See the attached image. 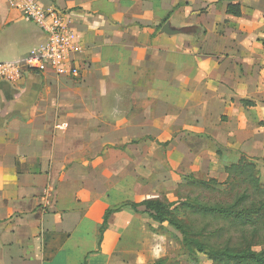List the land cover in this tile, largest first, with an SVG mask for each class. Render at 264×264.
Returning <instances> with one entry per match:
<instances>
[{
  "label": "crops",
  "instance_id": "obj_1",
  "mask_svg": "<svg viewBox=\"0 0 264 264\" xmlns=\"http://www.w3.org/2000/svg\"><path fill=\"white\" fill-rule=\"evenodd\" d=\"M35 1L67 15L80 77L0 85V264H122L143 225L118 186L160 150L221 183L240 160L264 175V0ZM44 42L0 0V59Z\"/></svg>",
  "mask_w": 264,
  "mask_h": 264
},
{
  "label": "rangeland",
  "instance_id": "obj_2",
  "mask_svg": "<svg viewBox=\"0 0 264 264\" xmlns=\"http://www.w3.org/2000/svg\"><path fill=\"white\" fill-rule=\"evenodd\" d=\"M4 62L7 61L0 59V63ZM158 157L161 162L160 167L155 170L145 168L141 170L143 177L140 184L118 186V196L127 195L131 198L120 207L138 205L144 201H159L168 206L169 212L175 218L189 226V230L198 234L196 238L207 246L240 248L237 231L239 229L232 228L227 222L219 219L193 214L189 209L183 208L182 203L209 207L228 206L246 189V185L240 184L241 180L236 178L221 183L212 173L204 169H173L166 161L167 154L164 150L159 151ZM258 176L263 182L264 175L258 173ZM211 181L217 182L218 185H211ZM135 213L142 218V221L138 220V222L143 225V230L141 235L128 242V246L123 250L125 259L122 260V264H135L136 257L140 253L146 257L145 264H154L159 260H163L164 264H189L183 256L182 236L177 231L166 224L159 225L154 222L145 213L144 208L138 209ZM160 237H164L163 244L167 254L153 261L149 251L154 244L161 243ZM135 239L141 242L135 244ZM254 250L259 251L261 248L256 247ZM199 264L215 263L199 255Z\"/></svg>",
  "mask_w": 264,
  "mask_h": 264
},
{
  "label": "trees",
  "instance_id": "obj_3",
  "mask_svg": "<svg viewBox=\"0 0 264 264\" xmlns=\"http://www.w3.org/2000/svg\"><path fill=\"white\" fill-rule=\"evenodd\" d=\"M228 12L237 16L238 6L229 5ZM228 181L240 179L246 189L240 193L231 205L228 206H201L197 204L182 203V207L189 209L193 214L227 222L232 228L239 229L240 248L210 247L196 238L195 232L183 224L169 212L168 206L159 201H144L138 205L130 204L128 207L134 212L144 208L145 213L159 225H168L182 236L183 256L189 264H199V255L215 264H264V181L260 180L256 166L246 160L226 168ZM211 185L218 183L211 181ZM114 210L108 211L104 223L100 228L102 233L106 227L108 216ZM259 247L261 250L255 251ZM154 264H164L159 260Z\"/></svg>",
  "mask_w": 264,
  "mask_h": 264
},
{
  "label": "built area",
  "instance_id": "obj_4",
  "mask_svg": "<svg viewBox=\"0 0 264 264\" xmlns=\"http://www.w3.org/2000/svg\"><path fill=\"white\" fill-rule=\"evenodd\" d=\"M7 2L11 8L20 10L23 17L40 30L45 36V42L21 59L0 63V85L16 84L24 72H50L56 78L78 79L80 68L75 56L81 50L67 15L55 9L44 10L35 0ZM45 197L47 194L44 196L46 200Z\"/></svg>",
  "mask_w": 264,
  "mask_h": 264
},
{
  "label": "clouds",
  "instance_id": "obj_5",
  "mask_svg": "<svg viewBox=\"0 0 264 264\" xmlns=\"http://www.w3.org/2000/svg\"><path fill=\"white\" fill-rule=\"evenodd\" d=\"M161 243L154 244L150 251L149 255L151 256L152 260H159L163 256H165L166 253V247L163 244L164 237H160ZM146 257L143 254H138L135 260V264H145Z\"/></svg>",
  "mask_w": 264,
  "mask_h": 264
},
{
  "label": "water",
  "instance_id": "obj_6",
  "mask_svg": "<svg viewBox=\"0 0 264 264\" xmlns=\"http://www.w3.org/2000/svg\"><path fill=\"white\" fill-rule=\"evenodd\" d=\"M161 32L165 35H169V36H172V35H181V34H187L190 32V29L189 28H181V29H174V28H171L169 23H166Z\"/></svg>",
  "mask_w": 264,
  "mask_h": 264
}]
</instances>
